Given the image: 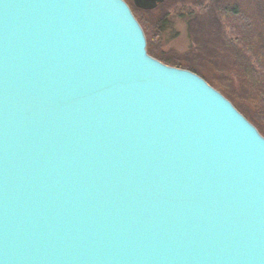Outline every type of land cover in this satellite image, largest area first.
I'll return each instance as SVG.
<instances>
[{"label": "water", "instance_id": "1", "mask_svg": "<svg viewBox=\"0 0 264 264\" xmlns=\"http://www.w3.org/2000/svg\"><path fill=\"white\" fill-rule=\"evenodd\" d=\"M0 264H264V138L123 0H0Z\"/></svg>", "mask_w": 264, "mask_h": 264}, {"label": "rangeland", "instance_id": "2", "mask_svg": "<svg viewBox=\"0 0 264 264\" xmlns=\"http://www.w3.org/2000/svg\"><path fill=\"white\" fill-rule=\"evenodd\" d=\"M124 1L144 33L146 50L150 45L157 56L152 58L169 67L166 63L192 67L216 91L236 96L238 109L264 132V109L255 105L258 100L264 103V0H215V7H228L227 19H217L213 7L204 9L206 0H164L148 10L136 7L133 0ZM183 3L201 8L191 23L192 38L177 21L158 42L156 21L165 10ZM237 80L240 86L235 89Z\"/></svg>", "mask_w": 264, "mask_h": 264}, {"label": "trees", "instance_id": "3", "mask_svg": "<svg viewBox=\"0 0 264 264\" xmlns=\"http://www.w3.org/2000/svg\"><path fill=\"white\" fill-rule=\"evenodd\" d=\"M207 4L205 6L204 9H206L208 7L209 10H211V8H214V15L217 17V19H227V15L229 14L228 12V7H218V6H214L215 5V0H206ZM230 6H234V5H230ZM201 10L200 7H195V6H191L190 4L187 3H183V4H178V5H174L171 8L165 10L164 13H162V16L159 17L158 21H156V25H155V36L156 39H158V42H161L160 39L162 38V35L165 34L167 31L172 30L173 26L175 24V22L180 21L181 24H183L185 26V32H186V36H189V39H191L192 34L190 32V27H191V23L192 21L195 20L196 18V14H198L199 10ZM213 10V9H212ZM232 10L235 11V7L232 8ZM220 21V20H219ZM221 24V23H220ZM176 34H173V36H175ZM264 48V45H262ZM147 53L154 57L157 58V56L154 54V52L152 51V49L150 48V45H147ZM260 55L258 52L256 53V58L258 57V60L260 58ZM159 60H161V58H159ZM161 61H164V59H162ZM172 67L175 68H180V69H185L188 70L194 74H196L197 76H199L200 78H202L205 82H207V84H209L212 88L217 89V87L215 85H213L212 83L208 82L206 80V78L199 74L195 69H193L192 67L186 66L184 64H178V63H166ZM236 81V80H235ZM240 86V82L239 80H237L236 85L234 86L235 89H237ZM221 95H223L233 106L234 108L241 114L243 115V117L249 121L259 132V134L261 136L264 137V132L262 129H259L257 127V125L255 124L254 121H252L250 119V117H248L247 115H245L244 113H242L236 103H235V98H237L236 96H229L225 93H222L221 91H219ZM259 107H261L262 109H264V103L262 100H258L257 103L255 104ZM264 122V118L262 119ZM264 128V126H263Z\"/></svg>", "mask_w": 264, "mask_h": 264}, {"label": "flooded vegetation", "instance_id": "4", "mask_svg": "<svg viewBox=\"0 0 264 264\" xmlns=\"http://www.w3.org/2000/svg\"><path fill=\"white\" fill-rule=\"evenodd\" d=\"M124 1V0H123ZM125 2V1H124ZM126 3V2H125ZM127 4V3H126ZM133 4H134V2H133ZM127 6H128V4H127ZM129 7V6H128Z\"/></svg>", "mask_w": 264, "mask_h": 264}]
</instances>
